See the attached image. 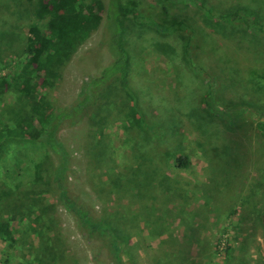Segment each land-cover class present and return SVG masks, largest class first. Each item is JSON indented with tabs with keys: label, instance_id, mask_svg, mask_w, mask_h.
Instances as JSON below:
<instances>
[{
	"label": "rangeland",
	"instance_id": "1",
	"mask_svg": "<svg viewBox=\"0 0 264 264\" xmlns=\"http://www.w3.org/2000/svg\"><path fill=\"white\" fill-rule=\"evenodd\" d=\"M121 3L139 14L123 20L122 42L128 89L151 129L130 124L111 78L57 132L66 191L114 246L77 223L53 182L59 155L27 134L0 146V264H264V0ZM207 9L243 11L259 29L210 20ZM45 21L35 1L0 0V75L23 65L28 27ZM103 21L38 90L55 110L108 64ZM32 103L17 86L0 93V130L31 123Z\"/></svg>",
	"mask_w": 264,
	"mask_h": 264
},
{
	"label": "trees",
	"instance_id": "2",
	"mask_svg": "<svg viewBox=\"0 0 264 264\" xmlns=\"http://www.w3.org/2000/svg\"><path fill=\"white\" fill-rule=\"evenodd\" d=\"M35 1L39 10V18H45L44 27L32 24L28 27V40L24 46L23 54L25 62L16 66L6 74L0 75V93L10 87H18L23 98H31L33 103L30 106V121L22 120L14 126L0 130V146L3 141L17 142L24 141L25 135L30 134L26 140L39 139L47 148L57 152L59 159L53 172V182L58 189L59 198L65 202V207L72 212L77 223L84 225L90 232H102V235L110 240L111 230L99 222H94L86 217L84 212L76 209V204L69 197L66 191L67 158L63 154V148L57 139V132L62 124L69 125L77 123L82 113L93 105L99 97L103 86L111 78L117 80L125 101L128 103L126 117L131 125L140 131H150L148 126L137 111L136 99L128 89L126 76L129 72L128 53L123 45L122 39L125 32L123 20L138 17L136 8L123 6L121 0H106L105 8L95 0H27ZM206 18L232 24L237 22L246 29L257 26L255 22L249 21V15L243 11H229L222 14H212L207 9L204 11ZM104 16L103 25L107 32L105 41L110 54L108 64L101 68L98 76L92 78L83 85L80 94L72 105L60 110H55L46 101L38 90L47 89L55 80V70L66 62L75 48L84 42L90 33L98 26L100 18ZM151 26L161 29V24L149 23ZM259 29V28H258ZM41 95V96H39ZM28 121V122H27ZM176 168L185 169L188 166L187 158L184 156L174 157ZM106 233V234H105ZM114 246V241L110 240ZM115 261L119 263L116 258Z\"/></svg>",
	"mask_w": 264,
	"mask_h": 264
}]
</instances>
